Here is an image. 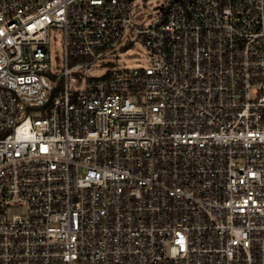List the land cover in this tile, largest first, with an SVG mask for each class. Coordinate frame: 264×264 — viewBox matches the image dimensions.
<instances>
[{"label":"built area","instance_id":"1","mask_svg":"<svg viewBox=\"0 0 264 264\" xmlns=\"http://www.w3.org/2000/svg\"><path fill=\"white\" fill-rule=\"evenodd\" d=\"M0 264H264V0H0Z\"/></svg>","mask_w":264,"mask_h":264},{"label":"rangeland","instance_id":"2","mask_svg":"<svg viewBox=\"0 0 264 264\" xmlns=\"http://www.w3.org/2000/svg\"><path fill=\"white\" fill-rule=\"evenodd\" d=\"M52 64H56V58L62 54V33L59 29L53 30L49 44ZM146 51L143 46L137 44L131 48L127 53L120 56L119 64L121 67H136L138 64H147Z\"/></svg>","mask_w":264,"mask_h":264}]
</instances>
